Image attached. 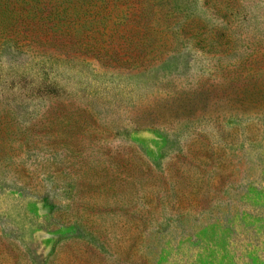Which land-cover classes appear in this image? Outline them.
I'll return each mask as SVG.
<instances>
[{
	"label": "rangeland",
	"instance_id": "374dc122",
	"mask_svg": "<svg viewBox=\"0 0 264 264\" xmlns=\"http://www.w3.org/2000/svg\"><path fill=\"white\" fill-rule=\"evenodd\" d=\"M147 2L0 0V264H264V0Z\"/></svg>",
	"mask_w": 264,
	"mask_h": 264
},
{
	"label": "trees",
	"instance_id": "16d2710c",
	"mask_svg": "<svg viewBox=\"0 0 264 264\" xmlns=\"http://www.w3.org/2000/svg\"><path fill=\"white\" fill-rule=\"evenodd\" d=\"M92 3L94 4V7L97 10H103V9H108L110 8L112 5L114 6V1L116 2L115 5H118V3L121 0H91ZM104 2V5H102V7H99L98 2ZM136 2V5L138 6L139 11L141 10V20H145L146 18H151L154 17L156 15L155 12V7H150V3L147 2V0H134ZM49 22H52V20H50ZM94 52H97L96 49L94 50ZM98 56H104V58H106L105 56H108V60L112 61V62H118L117 59H115L114 57H112L111 55H104L103 51H98ZM126 63L128 64V61H126ZM129 64H134V63H129Z\"/></svg>",
	"mask_w": 264,
	"mask_h": 264
}]
</instances>
